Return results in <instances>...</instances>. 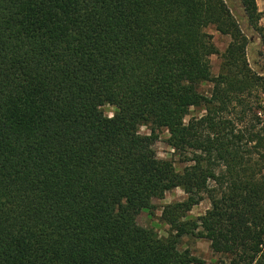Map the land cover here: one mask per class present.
I'll return each mask as SVG.
<instances>
[{"label":"trees","instance_id":"trees-1","mask_svg":"<svg viewBox=\"0 0 264 264\" xmlns=\"http://www.w3.org/2000/svg\"><path fill=\"white\" fill-rule=\"evenodd\" d=\"M231 1L245 29L227 0H0V264H203L184 237L264 264L263 13ZM164 131L182 172L158 157ZM176 189L170 235L141 227Z\"/></svg>","mask_w":264,"mask_h":264},{"label":"rangeland","instance_id":"rangeland-1","mask_svg":"<svg viewBox=\"0 0 264 264\" xmlns=\"http://www.w3.org/2000/svg\"><path fill=\"white\" fill-rule=\"evenodd\" d=\"M229 5L233 8V12L241 21V26L245 29L246 25L243 20H241L240 13L237 11L238 5H235L231 0H227ZM260 12L263 13V18L261 20V26L264 28V0H257ZM208 33L213 36L214 43L222 54L228 47L231 39L227 36H222L214 28L208 29ZM249 36V35H248ZM250 37V36H249ZM251 44L248 46V59L252 69L258 73L264 72V45L263 40L257 34H251L249 38ZM221 58L219 56L212 57V72L214 76L220 73ZM204 92H210L212 90V85L206 84L202 87ZM104 112L108 117H113L115 109L106 106L104 107ZM203 112L196 109L191 110V115L186 119L187 121L193 116H201ZM262 121L264 120L261 117ZM239 128L246 127V123H240ZM261 128V127H260ZM142 135H149V130L143 127L140 130ZM169 134L167 132H162L160 135V140L156 144V151L158 157L162 160L173 161L178 172H182L184 168L188 165L182 162V158L176 155L173 149L168 144ZM187 198L186 194L181 189L173 190L168 193L163 200H155V210L152 213L142 212L138 217V224L147 229L154 230L158 236L162 238H167L171 233V228L162 221V213L166 206L175 203L183 202ZM211 209V203L208 199L203 200L198 206L194 207L193 210L188 214V220H195L204 216L208 210ZM180 249L182 251L189 250L194 256L199 260L204 262L203 264H218L220 257L215 255L211 249L210 242L204 239H196L193 237H184L180 242Z\"/></svg>","mask_w":264,"mask_h":264}]
</instances>
